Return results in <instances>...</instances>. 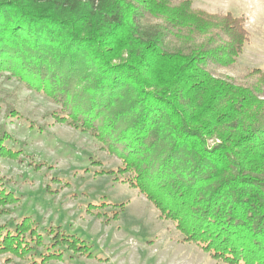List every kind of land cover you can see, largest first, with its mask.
<instances>
[{"label":"trees","instance_id":"trees-1","mask_svg":"<svg viewBox=\"0 0 264 264\" xmlns=\"http://www.w3.org/2000/svg\"><path fill=\"white\" fill-rule=\"evenodd\" d=\"M191 3L0 0V70L58 104L54 121L115 155L120 166L99 173L122 175L184 241L226 264H264V70L217 74L235 67L246 17ZM122 48L127 57L113 62ZM10 137L0 126L1 158H18ZM3 180L7 214L17 198ZM48 234L45 244L27 218L0 225V256L24 260L42 246L29 264H44L61 257L57 245L78 249L59 228Z\"/></svg>","mask_w":264,"mask_h":264},{"label":"rangeland","instance_id":"rangeland-1","mask_svg":"<svg viewBox=\"0 0 264 264\" xmlns=\"http://www.w3.org/2000/svg\"><path fill=\"white\" fill-rule=\"evenodd\" d=\"M191 4L211 13L246 17L247 41L235 67L219 68L217 74L234 78L247 68L264 70V0H192ZM116 52L115 63L127 57L124 48ZM10 108L18 117L6 116ZM59 108L44 93L0 70V126L11 136L4 144L19 152L16 159L0 157L4 186L17 198L9 213L0 214V225L13 229L27 218L45 244L52 240L49 228L80 240L76 251L57 245L61 257L44 264H226L184 241L173 221L162 217L138 189L119 181L122 175L115 179L113 174H100L101 169L116 170L120 160L101 149L89 132L54 121L51 112ZM45 251L36 247L26 259L12 262L5 261L7 254L1 255L0 264L40 261Z\"/></svg>","mask_w":264,"mask_h":264}]
</instances>
